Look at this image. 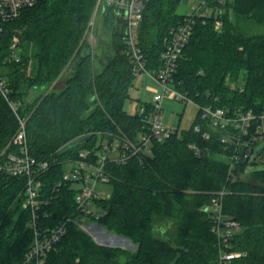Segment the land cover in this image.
Returning <instances> with one entry per match:
<instances>
[{
	"label": "trees",
	"instance_id": "16d2710c",
	"mask_svg": "<svg viewBox=\"0 0 264 264\" xmlns=\"http://www.w3.org/2000/svg\"><path fill=\"white\" fill-rule=\"evenodd\" d=\"M97 1L36 0L19 19L1 24L0 73L13 97L23 103L30 154L57 160L41 176L49 201L41 209L47 226L75 214L72 185L52 191L65 172L64 161L96 148L119 130L135 138L143 124V116L124 110L136 75L112 8L100 18L112 30L114 54L97 67L85 38ZM182 1L149 0L145 5L139 42L151 70L160 67L164 40L185 16L177 13ZM220 7L222 27L216 29L215 15L198 19L173 75V86L199 107L191 128H177L170 139L155 142L143 165L133 159L125 166L108 167L111 196L96 203L104 213L97 223L131 240L135 252L101 246L71 223L46 264H217L216 238L205 209L222 190L224 212L242 226L232 243L244 256L234 264H264V170L245 175L248 160L229 174L233 147L225 150L223 133L212 131V139L205 141L194 131L203 106L264 114V35L246 31L264 25V0H227ZM239 21L245 22V30L238 28ZM15 36L25 60L10 58ZM67 71L64 88L49 91ZM17 128L15 115L0 96V149ZM84 136L89 140L62 152ZM191 144L202 149L200 156ZM25 184V179L0 175V264H21L33 241L31 211L22 209Z\"/></svg>",
	"mask_w": 264,
	"mask_h": 264
},
{
	"label": "built area",
	"instance_id": "2783aa9c",
	"mask_svg": "<svg viewBox=\"0 0 264 264\" xmlns=\"http://www.w3.org/2000/svg\"><path fill=\"white\" fill-rule=\"evenodd\" d=\"M148 1L98 0L88 25V32L93 31L98 14L112 8L122 25L126 54L130 58L134 74L146 75L156 82L161 92L154 94L148 106L143 104L136 112L143 116V124L135 138L119 130L96 148L81 150L77 158L64 161L65 172L62 179L55 183L52 191L58 192L64 185H72L76 192L75 214L54 226H47L42 218L41 209L47 206L49 201L43 194L41 176L48 172L57 160H40L30 154L27 137L28 117L21 113L23 103L13 97L7 80L0 73V96L18 121L17 131L8 144L0 149V175L26 180L22 209L31 211L29 226L33 233V241L21 264H46L48 254L56 249L67 234L71 223L83 231H90L91 228L84 225L85 220L91 219L97 223L104 216L101 210L91 209V205L97 207L98 201L107 200L111 196L109 165L125 166L133 159H137L140 165L145 164L153 154L154 143L170 139L176 131L163 120L162 103L165 98L172 94L177 101L184 104L193 102L188 94L173 86V75L193 35L197 20L205 21L215 15L216 29H220L222 27L220 16L223 14L220 6L227 0H198L193 9L185 14L178 27L170 31L165 38L161 65L156 70L148 68V61L139 42V27ZM35 4L36 0H0V35L1 24L19 19L24 10ZM11 49V60L19 61V49L16 44ZM200 110L201 123L194 126V131L201 134L205 141L212 139V131L223 133L221 143L225 145V150L233 147L228 156L229 174H233L237 166H241L242 146L247 145L244 155L247 162L253 153L252 146L264 136V114L257 116L252 111L242 110L232 113L226 108L211 106L200 107ZM189 147L197 156L202 154L201 148L192 144ZM225 195V190L216 192L212 204L205 210L210 214L211 230L216 238L217 264H234L244 256L242 252L233 250L232 243L242 230V226L236 218L224 212ZM45 218L50 219L47 216Z\"/></svg>",
	"mask_w": 264,
	"mask_h": 264
},
{
	"label": "rangeland",
	"instance_id": "374dc122",
	"mask_svg": "<svg viewBox=\"0 0 264 264\" xmlns=\"http://www.w3.org/2000/svg\"><path fill=\"white\" fill-rule=\"evenodd\" d=\"M197 2L198 0H183L177 10V13L180 15L187 14L193 9ZM95 19L96 20L93 31L88 32L87 28L85 32V38H87L92 47V53L96 59V66L98 67V64L100 62L102 63L103 61L105 62L109 56H112L114 54V51L111 44L112 30L109 28V26H106V24L102 23L100 13ZM238 28H242L243 30H245V22L239 21ZM246 29V31L251 35H264V25H254ZM15 39L17 40V42H15ZM14 44H16V47H18V36H15L13 38L12 46ZM11 48L10 50L12 53ZM69 74V71L65 72V74H63V76H61L60 79L51 86L49 91L59 92L60 90H62L64 88L66 78L67 76H69ZM160 92L161 89L156 84V82L151 80L146 75H137L134 80V85L130 89V98L127 99L124 104V110L128 114L134 115L139 110V107L141 105L150 103L154 94ZM30 98L31 100L34 98V94H32V92L30 94ZM162 109L164 122L171 125V127H173L174 129L179 128V131L182 132L191 128L197 116L199 107L194 102L184 104L180 101H177L175 99V96L171 94L165 98L164 102L162 103ZM252 151V156L249 159L245 169V175L247 176L264 170V136L261 137L252 146ZM215 157L219 158V156ZM220 159L224 160L225 158L220 157ZM90 208L100 211V209L98 207H95L94 204H92ZM17 217L18 214H15L12 218V221L10 222L9 229L13 226ZM84 225L91 228L90 231L85 232L89 234L96 242L98 241L100 244L111 247H114L117 245V243H119L120 248L135 252L136 245L131 240L110 233L103 226H100L98 223L92 221L91 219H86ZM103 233H106L107 235L104 236L102 235Z\"/></svg>",
	"mask_w": 264,
	"mask_h": 264
},
{
	"label": "water",
	"instance_id": "95a60500",
	"mask_svg": "<svg viewBox=\"0 0 264 264\" xmlns=\"http://www.w3.org/2000/svg\"><path fill=\"white\" fill-rule=\"evenodd\" d=\"M25 58H26V56L24 55V53H23V51L22 50H20L19 51V59L20 60H25ZM89 136H84V137H80V138H77V139H75V140H73L72 142H70L69 144H67L63 149H62V152H64V151H66V150H69V149H72V148H74V147H77L78 145H80V144H82V143H84V142H86V141H88L89 140ZM246 149H247V145H243L242 146V150H241V152H240V155H241V161H240V164L241 165H245L246 164V160H245V151H246ZM116 238V237H115ZM117 239V238H116ZM97 243L99 244V245H101V246H107V245H103V244H100L98 241H97ZM119 246V243H117V245L116 246H114V247H118ZM111 247V246H110ZM120 247V246H119Z\"/></svg>",
	"mask_w": 264,
	"mask_h": 264
},
{
	"label": "crops",
	"instance_id": "0c3cea01",
	"mask_svg": "<svg viewBox=\"0 0 264 264\" xmlns=\"http://www.w3.org/2000/svg\"><path fill=\"white\" fill-rule=\"evenodd\" d=\"M102 235L106 236L107 234L106 233H103Z\"/></svg>",
	"mask_w": 264,
	"mask_h": 264
}]
</instances>
